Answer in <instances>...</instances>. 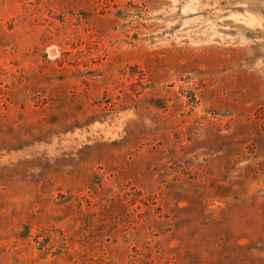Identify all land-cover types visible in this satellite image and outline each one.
<instances>
[{
    "label": "rangeland",
    "instance_id": "374dc122",
    "mask_svg": "<svg viewBox=\"0 0 264 264\" xmlns=\"http://www.w3.org/2000/svg\"><path fill=\"white\" fill-rule=\"evenodd\" d=\"M0 264H264V0H0Z\"/></svg>",
    "mask_w": 264,
    "mask_h": 264
}]
</instances>
